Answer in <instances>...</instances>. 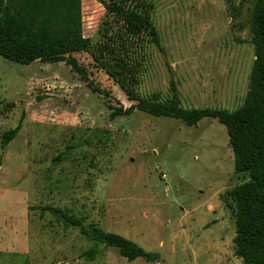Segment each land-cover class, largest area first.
<instances>
[{"label": "rangeland", "instance_id": "obj_1", "mask_svg": "<svg viewBox=\"0 0 264 264\" xmlns=\"http://www.w3.org/2000/svg\"><path fill=\"white\" fill-rule=\"evenodd\" d=\"M109 1L83 0L86 37L97 39ZM150 1L164 52L151 49L140 93L168 97L174 80L184 107L240 108L256 59L253 0ZM75 57L87 79L63 62L22 65L0 56V264H243L221 196L247 177L235 173L226 127L138 110L112 119L111 106L134 102L90 54ZM20 124L3 148V133ZM62 213L98 223L158 260L128 261L116 248L95 246Z\"/></svg>", "mask_w": 264, "mask_h": 264}, {"label": "trees", "instance_id": "obj_2", "mask_svg": "<svg viewBox=\"0 0 264 264\" xmlns=\"http://www.w3.org/2000/svg\"><path fill=\"white\" fill-rule=\"evenodd\" d=\"M155 12L156 4L150 0H110L94 41L84 33L83 0H0V56L22 65L63 62L87 79L75 54H90L96 66L134 102L129 108L111 106L112 119L132 115L136 110L180 120L188 126H196L206 118L217 119L230 136L235 173L247 177L221 196L235 219L234 253L243 264H264V0H253L251 29L256 59L249 92L235 111L184 107L174 80L168 97L140 93L142 78L153 57L151 49L164 52ZM20 129L21 124L3 133V148ZM62 216L67 223L79 227L95 246L116 248L128 261L158 260L156 254L104 230L98 223L84 225L80 218L65 213ZM96 251L93 247L87 255L93 257Z\"/></svg>", "mask_w": 264, "mask_h": 264}, {"label": "built area", "instance_id": "obj_3", "mask_svg": "<svg viewBox=\"0 0 264 264\" xmlns=\"http://www.w3.org/2000/svg\"><path fill=\"white\" fill-rule=\"evenodd\" d=\"M162 177L165 179L166 178V175L164 174Z\"/></svg>", "mask_w": 264, "mask_h": 264}]
</instances>
